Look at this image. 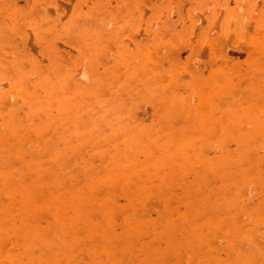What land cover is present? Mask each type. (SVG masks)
<instances>
[{"label":"rangeland","instance_id":"1","mask_svg":"<svg viewBox=\"0 0 264 264\" xmlns=\"http://www.w3.org/2000/svg\"><path fill=\"white\" fill-rule=\"evenodd\" d=\"M0 264H264V0H0Z\"/></svg>","mask_w":264,"mask_h":264}]
</instances>
